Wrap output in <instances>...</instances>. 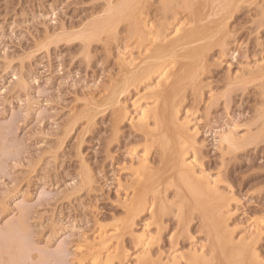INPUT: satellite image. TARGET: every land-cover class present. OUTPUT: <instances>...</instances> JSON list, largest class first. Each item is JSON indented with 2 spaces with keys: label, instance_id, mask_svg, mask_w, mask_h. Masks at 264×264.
Here are the masks:
<instances>
[{
  "label": "rangeland",
  "instance_id": "rangeland-1",
  "mask_svg": "<svg viewBox=\"0 0 264 264\" xmlns=\"http://www.w3.org/2000/svg\"><path fill=\"white\" fill-rule=\"evenodd\" d=\"M133 1L0 0V264H192L216 249L215 205L230 244L248 250L229 249V263L264 264V0ZM202 21L199 46L126 82L148 32L170 39ZM158 110L174 120L185 160L184 184L155 191L133 183L169 164ZM140 193L146 203L129 223ZM152 194L162 219L151 215Z\"/></svg>",
  "mask_w": 264,
  "mask_h": 264
},
{
  "label": "bare ground",
  "instance_id": "bare-ground-1",
  "mask_svg": "<svg viewBox=\"0 0 264 264\" xmlns=\"http://www.w3.org/2000/svg\"><path fill=\"white\" fill-rule=\"evenodd\" d=\"M134 1H136V0H134ZM134 1H133V3H134ZM160 1H162V0H159V3H160ZM199 0H197V2H198ZM205 1V0H204ZM209 1V0H208ZM207 1V2H208ZM219 1V0H218ZM230 0H228V2H229ZM232 2H234V1H236V0H231ZM230 1V2H231ZM239 1V0H238ZM131 2V1H130ZM189 2V0H187V3ZM195 2V1H194ZM214 2V1H213ZM220 2V1H219ZM222 2H224V0L222 1ZM221 2V3H222ZM186 3V4H187ZM211 3V2H210ZM216 3V2H215ZM224 3H226V0H225V2ZM237 3V2H236ZM192 4V3H191ZM195 4V3H194ZM197 4V3H196ZM218 4V3H217ZM216 4V5H217ZM220 4V3H219ZM131 5V4H130ZM216 5H215V7H216ZM224 5V4H223ZM227 5V4H226ZM129 6V5H128ZM132 6V5H131ZM130 6V7H131ZM186 6V5H185ZM190 3H189V5L187 6V8H189L190 9ZM192 6L194 7V5L192 4ZM213 5H211V7H212ZM225 6V5H224ZM224 6H222V7H224ZM205 7V6H204ZM210 7V6H209ZM218 8H220L221 9V6H219ZM217 8V9H218ZM206 9V8H205ZM210 9V8H209ZM214 9V8H213ZM212 9V10H213ZM223 9V8H222ZM194 10H195V7H194ZM210 11V10H209ZM217 11H219V10H216V12ZM193 11H191V13H192ZM214 12V11H213ZM215 12V13H216ZM194 13H196L195 11H194ZM206 13V12H205ZM209 13V12H208ZM209 14H211V13H209ZM209 14H207V17H208V15ZM220 14V13H219ZM218 14V15H219ZM199 15V14H198ZM215 15H217V13L215 14ZM193 16V15H192ZM203 16V15H202ZM204 16H206V15H204ZM195 17H196V15H195ZM211 17H212V15H211ZM215 17V16H214ZM193 18V17H192ZM197 19H198V17H197ZM200 19V18H199ZM199 19H198V21H199ZM203 19H206V18H203ZM196 20V19H195ZM195 20H193V21H195ZM207 20V19H206ZM212 20V19H211ZM211 20H208V21H211ZM214 20H217V19H214ZM197 21V20H196ZM201 21V20H200ZM207 21V22H208ZM207 22L205 23H203V21H202V23H198V24H196V25H194V26H192V27H190V28H185V29H183V30H180L173 38H166L165 39V36H164V34H163V31L161 32L160 30H162V29H159V30H157V32L156 33H152V32H148V34L150 35V38H149V45H150V48H148V49H146V51H147V53L146 54H144L141 58L139 57V59H141L140 60V63H138L137 64V62L135 63V64H137V65H134V68H129L128 67V72H127V69H126V77H127V79L126 78H123V80L125 81V79H126V82H128V81H130V82H132V83H134V82H138V80H142L143 79V77H145V76H150V74L153 72L152 70H154L155 68L157 69V67L158 66H160L161 65V63H163V61L164 60H166V58L168 57V59L170 58L169 56H176V55H178L177 53L175 54V52H177V50L179 49L180 50V47H183V49L184 48H189L190 46L189 45H191V44H197L198 43V46H199V42L200 41H202L203 40V38L205 39V37H207L206 35V33H207V31H208V33H209V29L207 30V26H206V24H207ZM215 22V21H214ZM213 22V23H214ZM195 23H197V22H195ZM210 23V22H209ZM218 23V22H217ZM194 24V23H193ZM211 24H212V22H211ZM215 24V23H214ZM208 25H210V24H208ZM218 25V24H217ZM221 25V24H220ZM218 27V26H217ZM215 25H214V28H216L215 30H218V28H217ZM211 28H213V27H211ZM210 28V29H211ZM153 31V30H152ZM216 32V31H215ZM214 33V32H213ZM212 33V34H213ZM217 33V32H216ZM215 33V34H216ZM208 35V38H209V36H213V35ZM147 40V39H146ZM204 42V41H203ZM195 44V45H196ZM202 45H203V43H202ZM187 46V47H186ZM189 46V47H188ZM196 47V49H197V46H195ZM182 49V48H181ZM182 49V50H183ZM192 49V48H191ZM201 50H202V47L200 48ZM185 50H187V49H185ZM193 50H195V48L193 49ZM200 50V51H201ZM191 51V50H190ZM199 51V49L197 50V52ZM180 52V51H179ZM194 52V51H193ZM145 53V52H144ZM188 53V52H187ZM196 53V52H195ZM200 53V52H199ZM141 54H143V53H141ZM179 54H181V53H179ZM194 54V53H193ZM198 54V53H197ZM183 56H181V58L183 57V58H185L184 56L186 55H184V54H182ZM190 55V52H189V54H188V56ZM192 55V54H191ZM191 55L189 56V57H191ZM194 55H196V54H194ZM138 56H140V55H138ZM174 56V57H175ZM187 56V57H188ZM178 58H180L179 56H178ZM165 62V61H164ZM130 63L132 64V63H134V62H131L130 61ZM125 64H123V66H124ZM127 65H129V64H127ZM133 65V64H132ZM162 67V66H161ZM159 68V67H158ZM160 69V68H159ZM159 69H157V70H159ZM151 72V73H150ZM182 73H183V71H182ZM122 74H123V71H122ZM125 74V73H124ZM121 75V74H120ZM123 76H125V75H123ZM122 76V77H123ZM261 76H263L262 74H261ZM120 78V77H119ZM258 78V77H257ZM120 80V79H119ZM122 80V81H123ZM123 81V82H124ZM120 82V81H119ZM123 82L121 83L122 85H120V86H118V87H120L118 90V93L120 92V89H121V93H122V88L123 87H121V86H124V84H125V82H124V84H123ZM116 83H117V81H116ZM119 83V84H120ZM139 83V82H138ZM138 83H135V84H138ZM118 84V83H117ZM114 87H117L116 85H113ZM129 86V85H128ZM125 87V86H124ZM172 87V86H171ZM127 88V87H126ZM113 89V88H112ZM162 89H166L165 87H163V88H161V90ZM114 92H112L111 90L109 91L110 93H108V94H110V95H108L109 96V100L107 99L108 98V96H107V100H108V102H110V103H112L111 104V106L113 105V104H117V100H116V98L119 96V94L117 93V89L116 88H114V90H113ZM160 91V90H159ZM112 92V93H111ZM118 94V95H116V93ZM156 93H160V92H156ZM162 93V92H161ZM106 95H107V93H106ZM159 97H161L160 95H158ZM105 97V96H104ZM163 97V96H162ZM161 97V98H162ZM119 99V98H118ZM104 100V99H103ZM159 100H161V102L160 103H162V99H159ZM166 100V99H165ZM105 102V101H104ZM103 102V104L104 105H107V103L105 104ZM100 103V102H99ZM102 103V102H101ZM167 103V102H166ZM161 104H159V106H160ZM164 104L162 103V105L161 106H163ZM101 106V105H100ZM99 106V107H100ZM107 106H110V104L109 105H107ZM119 106V105H118ZM96 107V106H95ZM97 107H98V105H97ZM97 107L94 109V111L97 109ZM113 107H114V105H113ZM119 107H121V106H119ZM118 107V108H119ZM94 108V107H93ZM117 108V107H116ZM165 108V107H164ZM160 109H162L161 107H160ZM99 110V109H98ZM165 110V109H164ZM163 110V111H164ZM91 111V110H90ZM156 111H157V109H156ZM163 111H161V110H158V114H156L155 112V124H156V129L154 130V131H156V139H157V144H158V146H159V153H160V160L163 162V164L165 163H169L166 167H165V171L161 174V175H154V174H146L145 176H144V178L142 179V180H136V181H134V183H133V186H154L153 188H152V190H154V188H155V191H156V188L158 189V187H156V186H167V185H177L178 184V182H180V183H182V184H184V181H183V179H182V177L180 176V175H177V168L179 167V165H184V157H183V155H184V152L182 151V150H180L178 147H177V145H176V139L173 137L174 135H173V131H175V127H176V124H175V122H174V120H173V123H168V122H170V121H168V120H166L164 117H165V115H164V113H163ZM167 111V110H166ZM97 112L98 111H96V114H97ZM87 113H89V112H87ZM95 113V112H94ZM93 113V114H94ZM99 113V112H98ZM119 112H118V110L117 109H114L113 110V118L114 117H117L119 114H118ZM167 113V112H166ZM91 114H92V112H91ZM91 114H88V115H91ZM95 115V114H94ZM94 115H92L93 117H95ZM122 115V114H121ZM119 117V116H118ZM122 117V116H121ZM159 117V118H158ZM167 117V116H166ZM88 118H90L89 116H88ZM118 119V118H117ZM89 120V119H88ZM116 120V119H115ZM169 120H170V116H169ZM119 122V121H118ZM153 131V130H152ZM175 133V132H174ZM178 133V132H177ZM176 134V133H175ZM150 137V136H149ZM176 137H177V134H176ZM150 139H152L151 137H150ZM154 139V141H155V138H153ZM164 166V165H163ZM167 171H168V173H167ZM180 185V184H179ZM186 185V184H185ZM184 186V185H183ZM147 187V188H148ZM186 187H187V190H191V192H194L195 190H198V186L197 185H195L194 183H190V184H188V186L186 185ZM186 187H184L185 189H186ZM137 188V187H136ZM146 187H145V189H147ZM181 188H182V186H181ZM139 189V188H138ZM141 189V188H140ZM139 189V190H140ZM144 189V190H145ZM150 189V188H149ZM142 190H143V188H142ZM142 190H140L141 192H142ZM151 190V189H150ZM186 190V191H187ZM182 191H183V189H182ZM201 191V190H200ZM196 192V191H195ZM155 194L157 193V192H154ZM141 194V196L139 195V197H137L138 196V194H137V196L134 198V199H132L131 200V202H130V204H128L127 205V207H128V222L130 223V222H132L133 221V219H134V217L135 216H137V214L139 213V211H140V206H142V205H144L145 203H146V198H145V192H144V195H143V193H140ZM136 195V194H135ZM153 195V194H152ZM194 196V195H193ZM191 198H196V197H191ZM191 201H192V199H191ZM194 201V200H193ZM195 202V201H194ZM194 202H192L193 204H196V203H194ZM207 203V202H206ZM188 204H190V203H188ZM204 204V203H203ZM150 205H151V215L153 216L154 214H155V216L156 215H158L159 216V219L161 218L162 219V215L164 214V212H165V207H164V205H163V199H162V197H161V195H153L152 196V199H151V203H150ZM197 205V204H196ZM207 205V204H206ZM213 205V204H212ZM215 205V204H214ZM184 206H185V204H184ZM189 206V205H188ZM192 206V205H191ZM216 206V205H215ZM211 206V209L209 210L210 211V213H211V216H210V214L208 215V217H210L209 218V220H208V223H207V225H209V230H211V237L213 236V239H212V242H213V244L215 245V247H216V251L214 250V248L211 250L212 252V254H210L211 256L209 257V258H206V257H202V256H193L192 258H191V260H192V264H227V263H229V261H230V258H231V256H230V254L231 253H228V252H230L229 251V249H232L231 251H232V254H233V256L235 255V256H237V258H244V257H246L247 256V252H248V250H247V247H246V245H231L230 244V238H228L227 237V235H225V234H223L224 232L223 231H221L220 230V227H221V224H220V220H218L219 218L217 217V215H219V210H218V207L216 206ZM210 207V206H209ZM188 208V207H187ZM191 208H193V206L191 207ZM203 209L204 210H206V206L205 205H203ZM202 209V210H203ZM179 210H181V209H179ZM180 213H181V211H180ZM204 213H207L206 211L204 212ZM207 215V214H206ZM157 216V217H158ZM202 216H204V214L202 215ZM183 218V217H182ZM183 220V219H182ZM185 220V219H184ZM179 221H181V220H179ZM178 221V222H179ZM186 221V220H185ZM206 222H207V219H206ZM182 223V222H181ZM179 224H180V222H179ZM223 225V224H222ZM125 226V225H124ZM129 226V225H128ZM127 227H125V229H126ZM128 228H130V226L128 227ZM124 229V228H123ZM180 229V228H179ZM222 229H225V227L223 228L222 227ZM127 230V229H126ZM123 233H125V231L123 232ZM119 234H121V233H119ZM227 234V233H226ZM123 236V235H122ZM212 244V245H213ZM230 244V246H228ZM213 245V246H214ZM230 247V248H229ZM250 253V252H249ZM249 255V254H248ZM223 258H222V257ZM221 259H223L222 261H221ZM148 260V259H147ZM147 260H146V258H143V259H140L139 260V262H138V264H147L146 262H147ZM233 260V259H232ZM222 262V263H221ZM232 262V261H231ZM236 262H237V260H236ZM239 262V261H238ZM241 262V261H240ZM239 262V263H240ZM246 262H247V260H246ZM229 264H231V263H229ZM236 264H238V263H236ZM240 264H242V263H240ZM248 264V263H247Z\"/></svg>",
  "mask_w": 264,
  "mask_h": 264
}]
</instances>
